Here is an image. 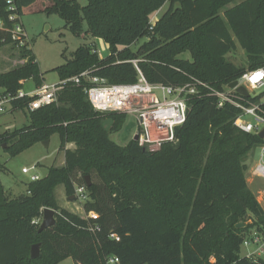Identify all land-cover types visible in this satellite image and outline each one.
I'll return each instance as SVG.
<instances>
[{
  "label": "trees",
  "instance_id": "1",
  "mask_svg": "<svg viewBox=\"0 0 264 264\" xmlns=\"http://www.w3.org/2000/svg\"><path fill=\"white\" fill-rule=\"evenodd\" d=\"M8 1L0 0V49L19 47L26 62L0 74V100L16 96L27 81L36 87L45 83L29 40L13 39L23 10L37 0ZM50 1L45 13L58 15L70 33L109 46L105 58L93 46L79 47L55 69L61 81L89 72L110 85L134 84L138 71L132 61H138L153 84L180 86L197 79L208 88L191 100L178 142L156 152L134 140L122 147L110 138L125 116L96 112L84 79L80 85L67 83L57 103L29 113L28 125L0 134V145H8L11 157L55 134L65 154L62 168L49 169L16 199L7 197L0 178V264H60L67 259L106 264L111 257L120 264H264V258L241 255L250 233L264 230V210L247 182L249 155L264 141L236 128L241 111L229 104L219 108L211 93L224 92L245 73L264 69V0H88L85 7L77 0ZM166 4L169 9L152 28V18ZM145 38L133 52L131 47ZM237 45L245 51L247 68L227 59ZM184 54L192 60L180 59ZM28 103L14 101L12 111H25ZM68 144L76 148L67 149ZM3 171L0 164V176ZM60 185L68 196L86 188L85 217L58 205L55 190ZM45 209L55 211L56 224L40 232L41 224L35 222L43 219ZM239 224L245 226L237 228ZM37 244L40 257L33 260L31 249Z\"/></svg>",
  "mask_w": 264,
  "mask_h": 264
},
{
  "label": "built area",
  "instance_id": "2",
  "mask_svg": "<svg viewBox=\"0 0 264 264\" xmlns=\"http://www.w3.org/2000/svg\"><path fill=\"white\" fill-rule=\"evenodd\" d=\"M8 3L11 4L12 0ZM156 18L157 14L151 20L152 28L157 21ZM10 19L14 20L15 18L11 17ZM0 29H3L1 21ZM21 37L28 39L22 23H18L13 31V39L17 41ZM132 64L138 71V80L134 84L110 85L105 79L93 77L89 72H85L78 77L60 80L55 84L44 83L31 91L22 89L16 96H8L0 100V113L12 110V103L17 100L29 99L25 110L28 113L55 104L58 101L60 91L67 83L73 82L80 85L84 79L89 84L85 90L87 100L96 112L130 116L137 121L138 130L134 141L140 147L160 149L164 144H176L178 142V129L187 122L191 100L199 96L202 89L208 88L207 85L197 79H192L189 83L180 86L153 84L139 69L138 61H132ZM238 84L250 90V92L248 91L250 97L261 95L251 96V93L264 89V69L245 73L238 80ZM211 93L218 99L219 108L229 104L241 111L234 122V126L240 131L258 137L264 131V98L257 103L245 102L248 98L240 96L229 86L224 92L212 89ZM257 149L260 150V156L252 167L251 176L264 182V143ZM36 169V166L24 168L23 173L30 174ZM40 179L41 177L37 174L31 176L32 182ZM75 196L80 202H85L88 198L86 188L78 187ZM90 217L97 219V215L94 213H91ZM35 223L41 224V221ZM259 242L260 240L255 234L244 242V246L258 245ZM258 252L261 256L264 254V249L260 246ZM247 257H254V255L248 254ZM106 264H120V260L117 257H111Z\"/></svg>",
  "mask_w": 264,
  "mask_h": 264
},
{
  "label": "rangeland",
  "instance_id": "3",
  "mask_svg": "<svg viewBox=\"0 0 264 264\" xmlns=\"http://www.w3.org/2000/svg\"><path fill=\"white\" fill-rule=\"evenodd\" d=\"M78 3L85 7L88 4V0H77ZM51 5L50 0H37L31 7L25 8L21 18V22L27 38L30 42V46L35 55L36 61L39 64L40 70L44 75L46 84H55L60 82L56 68L64 65L66 59H70L72 54L81 46H93L98 52L100 58H105L109 55V46L102 39H95L90 35H83L77 37L70 33L66 28V22L62 20L58 15H47L45 8ZM169 4H166L160 12L157 14V20L169 9ZM84 29L87 31L88 26L85 23ZM148 41L147 38L142 39L137 44L131 47L133 52H137L139 48ZM237 50L228 54L227 59L233 65L240 68H247L248 61L245 51L237 45ZM182 60H192L190 54H184L179 57ZM21 64V50L19 47L13 45L5 46L0 49V74L9 72L15 69ZM35 84L32 80L27 81L24 85V89L31 91L35 88ZM228 86L225 87L227 89ZM250 92V90L248 89ZM264 89L261 91L252 92L251 96L255 94H263ZM29 113L26 111L7 110L4 113H0V134L13 133L16 130L23 128L29 124ZM107 129L112 126L110 121L105 123ZM138 130L137 121L130 117L125 116V121L119 131L111 133L110 138L116 142L119 146L125 147L131 141L134 140ZM8 145H0V164L3 167V173L0 178L5 186V192L7 197L16 199L22 195L21 192H26L28 185L32 182L31 176L34 174L39 175L41 178L47 176L49 169L62 168L65 165V154L60 150L61 140L59 135H53L49 140V146L46 147L44 143L36 144L31 149L19 154L16 157H11L6 153ZM67 149L74 150L75 144H68ZM156 152L158 148L149 149ZM260 156V150L256 149L249 155V161L251 164L250 170L247 173V182L254 193L257 201L264 210V182L254 179L251 176V170L253 165L257 162ZM36 166V171L30 174H24V168H31ZM10 189L19 190L20 193L12 195ZM55 197L58 205L61 208L72 210L73 213L79 216L85 217L83 209V202L78 199L74 200L73 196H68L66 189L63 185H60L55 190ZM253 220V219H252ZM42 221L43 219H38ZM251 223V222H249ZM245 225L243 224V227ZM257 234L260 242L259 244H253L250 247L242 246L241 255L247 256L253 254L254 258H264V254L259 256L258 250L260 246L264 249V230L258 232L256 229L250 233V238ZM60 264H75L72 259H67Z\"/></svg>",
  "mask_w": 264,
  "mask_h": 264
},
{
  "label": "water",
  "instance_id": "4",
  "mask_svg": "<svg viewBox=\"0 0 264 264\" xmlns=\"http://www.w3.org/2000/svg\"><path fill=\"white\" fill-rule=\"evenodd\" d=\"M229 88L235 90L240 96H242L244 98L250 97L248 90L243 86H239L238 81H235L232 84H230ZM259 137L261 140L264 139V131L262 133H260ZM43 143L46 147L49 146V141H45ZM86 180H87V186L89 187L90 186L89 177H87ZM71 198H73L74 200L77 199L76 196H73ZM55 224H56L55 211L51 210V209H45L43 212V221H42V224L40 226L39 231L40 232L45 231V230L53 227ZM241 227H243V224H239L237 226V228H241ZM40 248H41L40 244H37V245L32 247L31 258L33 260H36L40 257Z\"/></svg>",
  "mask_w": 264,
  "mask_h": 264
},
{
  "label": "crops",
  "instance_id": "5",
  "mask_svg": "<svg viewBox=\"0 0 264 264\" xmlns=\"http://www.w3.org/2000/svg\"><path fill=\"white\" fill-rule=\"evenodd\" d=\"M24 11V10H23ZM26 61H24V60H21V64L20 65H23L24 63H25ZM18 67V66H17ZM11 112H14V111H12L11 110ZM3 184V183H2ZM5 187V186H4ZM6 189V188H5ZM10 193L12 194V195H17V193H20L21 191H19L18 189L16 190H13V189H10ZM28 192V189H27V191L26 192H21V195L22 194H26ZM71 212H72V210H70Z\"/></svg>",
  "mask_w": 264,
  "mask_h": 264
}]
</instances>
